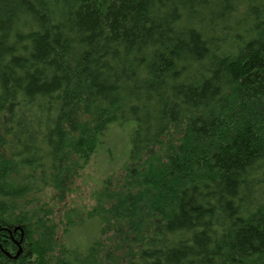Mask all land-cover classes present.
I'll return each mask as SVG.
<instances>
[{
	"label": "trees",
	"instance_id": "16d2710c",
	"mask_svg": "<svg viewBox=\"0 0 264 264\" xmlns=\"http://www.w3.org/2000/svg\"><path fill=\"white\" fill-rule=\"evenodd\" d=\"M123 125V176L59 244L53 200ZM11 235L22 264H264V0H0Z\"/></svg>",
	"mask_w": 264,
	"mask_h": 264
},
{
	"label": "rangeland",
	"instance_id": "374dc122",
	"mask_svg": "<svg viewBox=\"0 0 264 264\" xmlns=\"http://www.w3.org/2000/svg\"><path fill=\"white\" fill-rule=\"evenodd\" d=\"M114 129L110 134L109 140L107 139V148L112 147L114 149V160L110 162L109 155L104 151L101 154L99 153L92 160L89 167L79 177L75 178L70 185L66 200L64 202L53 200L54 203L58 204L54 214L58 225L57 242L59 244L64 242V239L60 237L64 231V220L67 210L75 207H86L91 210L97 205V198L100 194L114 192V181L123 176L121 170L126 164H129L125 156L123 157V153L126 149L125 140L127 137L129 139L131 128L128 125H123L122 127H114ZM111 193H106V195ZM15 249L16 253L20 252L17 246ZM6 252L13 254V252ZM5 257L8 259L6 255Z\"/></svg>",
	"mask_w": 264,
	"mask_h": 264
},
{
	"label": "flooded vegetation",
	"instance_id": "af4514ba",
	"mask_svg": "<svg viewBox=\"0 0 264 264\" xmlns=\"http://www.w3.org/2000/svg\"><path fill=\"white\" fill-rule=\"evenodd\" d=\"M9 237V236H8ZM13 242L14 243V245H15V247L17 246V248L19 249V250H21V252L19 253V252H17L16 253V251H14V253L11 255V254H9L8 252H6L4 249H3V247H2V245L0 246V252H1V254L2 253H4V255H6L7 257H8V262L7 263H5V264H22V255H23V253H22V248H20V246H19V242H18V240L16 239V238H14V236L13 235H11L10 237H9V239L7 240L6 238H5V240L3 241V242ZM17 249V250H18ZM17 254H19L18 255V257L17 258H15L16 257V255ZM31 264V263H30ZM33 264V263H32Z\"/></svg>",
	"mask_w": 264,
	"mask_h": 264
},
{
	"label": "bare ground",
	"instance_id": "6f19581e",
	"mask_svg": "<svg viewBox=\"0 0 264 264\" xmlns=\"http://www.w3.org/2000/svg\"><path fill=\"white\" fill-rule=\"evenodd\" d=\"M226 119H227V118H226ZM168 131H169V133H170V129H169ZM168 135H169V134H168ZM164 137H166V135L162 136V138H164ZM18 255H19V254H17L15 258H17Z\"/></svg>",
	"mask_w": 264,
	"mask_h": 264
},
{
	"label": "water",
	"instance_id": "95a60500",
	"mask_svg": "<svg viewBox=\"0 0 264 264\" xmlns=\"http://www.w3.org/2000/svg\"><path fill=\"white\" fill-rule=\"evenodd\" d=\"M20 252H21V250H20ZM20 252H19V253H20Z\"/></svg>",
	"mask_w": 264,
	"mask_h": 264
}]
</instances>
